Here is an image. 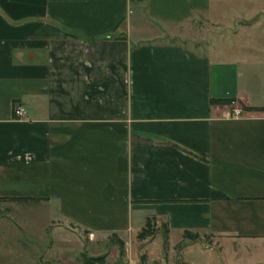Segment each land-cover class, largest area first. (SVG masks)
<instances>
[{
  "label": "crops",
  "instance_id": "obj_1",
  "mask_svg": "<svg viewBox=\"0 0 264 264\" xmlns=\"http://www.w3.org/2000/svg\"><path fill=\"white\" fill-rule=\"evenodd\" d=\"M194 23L209 52L173 40ZM0 198V259L74 226L125 264H264V0H0Z\"/></svg>",
  "mask_w": 264,
  "mask_h": 264
},
{
  "label": "rangeland",
  "instance_id": "obj_2",
  "mask_svg": "<svg viewBox=\"0 0 264 264\" xmlns=\"http://www.w3.org/2000/svg\"><path fill=\"white\" fill-rule=\"evenodd\" d=\"M214 26H215L214 24H210V23H200V24L194 23L189 28L182 30L183 34L176 36L175 38H173V40H178L180 42H183L191 49H194L197 51L204 50V51L209 52L211 47L214 46V43H211L210 41L215 39V37L218 35V32L225 31L224 28L219 29V28H215ZM227 46H228V36L221 43V47L223 49H226ZM7 207L10 208L13 206L12 204H10ZM71 228L75 229L77 231V234L74 236L72 235L68 236V238H61L60 242L50 241L48 244V242L45 239H41L39 236L32 237L31 235L19 236V235L13 234L7 238V240L5 241V244L9 242H14L13 239H15L16 236H19L18 241L23 242L24 244L29 245L30 247H32L31 242L35 241L36 247H37V250H36L37 264H64L65 262H71V260H69L70 258L78 260L82 252H86L89 256H97V255H93L94 252L95 253L99 252V254H105V253L109 254L111 252V242H114L112 238H110L107 241V243H104L101 241L100 242L90 241L89 243V235L87 234L85 230L77 229L74 226H71ZM137 240L140 241L138 237H137ZM205 244H213V243L208 242ZM18 246H20L19 243H18ZM184 246H185V243H181V244H178L176 248L177 250H181ZM13 248L15 249V247ZM48 248L50 249V251L44 252V250ZM125 253H126V250H125ZM143 253H145V251L139 254L140 261H141V255ZM112 255H113L112 257H114L113 253ZM196 255H197L198 260H203V257H202L203 255L202 256L200 254L198 255V253ZM206 256L207 255L204 254V258ZM217 260L218 261L216 262L220 264L219 260L221 261V258L219 257V259ZM181 261H183L182 258H181ZM216 262H215V252L214 254L211 253V264H215ZM0 264H26V263L21 259H17L16 254L12 253L11 255H9V257L0 259Z\"/></svg>",
  "mask_w": 264,
  "mask_h": 264
},
{
  "label": "trees",
  "instance_id": "obj_3",
  "mask_svg": "<svg viewBox=\"0 0 264 264\" xmlns=\"http://www.w3.org/2000/svg\"><path fill=\"white\" fill-rule=\"evenodd\" d=\"M235 100L236 99H231V98H218V99L213 98L212 102L220 103V104H232L233 102H235ZM243 108L245 109V108H251V107H246L245 105H243ZM1 200L2 199L0 198V201ZM158 232H161L163 235L164 242H165L164 254L166 256L167 250L169 247V233H170L168 223L162 224L160 228L157 226V217L155 216L148 217L146 219L145 226L142 228V230L138 234V239L140 241H145L149 238L154 237ZM111 238L113 241L118 243L119 248H120V256L116 264H124L123 263V257L125 254L124 241L121 240L116 234H113ZM201 239H202V236L197 232L186 230L183 233V240L185 241H196V240H201ZM79 260L83 264H105L107 262V254L105 253L100 256H89L86 252H82ZM147 262H148V256L146 253H143L141 255V264H147ZM153 264H161V263L158 261H155ZM179 264H182V263H179Z\"/></svg>",
  "mask_w": 264,
  "mask_h": 264
},
{
  "label": "built area",
  "instance_id": "obj_4",
  "mask_svg": "<svg viewBox=\"0 0 264 264\" xmlns=\"http://www.w3.org/2000/svg\"><path fill=\"white\" fill-rule=\"evenodd\" d=\"M13 111H14V116L16 118H21L27 114V109L24 105H15ZM241 113H242V110L239 108H236L234 109V111L228 112L227 115L230 117L232 116L237 117V116H240Z\"/></svg>",
  "mask_w": 264,
  "mask_h": 264
}]
</instances>
